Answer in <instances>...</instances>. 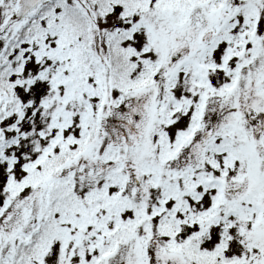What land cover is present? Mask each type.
Returning a JSON list of instances; mask_svg holds the SVG:
<instances>
[{
  "label": "snow or ice",
  "instance_id": "obj_1",
  "mask_svg": "<svg viewBox=\"0 0 264 264\" xmlns=\"http://www.w3.org/2000/svg\"><path fill=\"white\" fill-rule=\"evenodd\" d=\"M0 264H264V0H0Z\"/></svg>",
  "mask_w": 264,
  "mask_h": 264
}]
</instances>
